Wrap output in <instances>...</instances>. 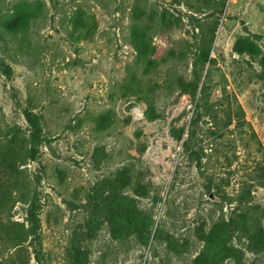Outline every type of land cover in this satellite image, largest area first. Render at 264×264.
Returning a JSON list of instances; mask_svg holds the SVG:
<instances>
[{
    "label": "rangeland",
    "instance_id": "rangeland-1",
    "mask_svg": "<svg viewBox=\"0 0 264 264\" xmlns=\"http://www.w3.org/2000/svg\"><path fill=\"white\" fill-rule=\"evenodd\" d=\"M0 264H264V0H0Z\"/></svg>",
    "mask_w": 264,
    "mask_h": 264
},
{
    "label": "trees",
    "instance_id": "trees-1",
    "mask_svg": "<svg viewBox=\"0 0 264 264\" xmlns=\"http://www.w3.org/2000/svg\"><path fill=\"white\" fill-rule=\"evenodd\" d=\"M204 57V59L206 61L209 60V52H204L202 53ZM199 61H195L194 62V78L189 82L188 88L190 90V92L196 96L197 93L199 92V88H200V83H201V78L199 77V72L197 71L199 64ZM6 67L8 65H5ZM9 68V67H7ZM9 70V69H8ZM204 91V88H202L200 90V93H202ZM24 115L26 118V121L29 125V128L31 130V135H30V139H31V143L33 145L39 144L43 141V137H42V124H43V117L39 114L33 113L32 110H25L24 111ZM247 197H251V193L249 191H245L241 194V198L242 199H246ZM38 205L36 204V202L32 203V208L30 209L29 213H28V217H27V221L29 222V224H31V227H29V232L32 230H34L33 234L36 236L37 235V229L39 227V217H38ZM30 244V243H29ZM23 243L22 242H16L14 243V247H19V249L22 248ZM36 259L39 260V253L36 254Z\"/></svg>",
    "mask_w": 264,
    "mask_h": 264
},
{
    "label": "water",
    "instance_id": "water-1",
    "mask_svg": "<svg viewBox=\"0 0 264 264\" xmlns=\"http://www.w3.org/2000/svg\"><path fill=\"white\" fill-rule=\"evenodd\" d=\"M214 196L213 195H211V198H213Z\"/></svg>",
    "mask_w": 264,
    "mask_h": 264
}]
</instances>
